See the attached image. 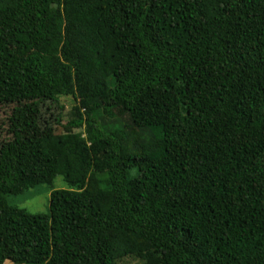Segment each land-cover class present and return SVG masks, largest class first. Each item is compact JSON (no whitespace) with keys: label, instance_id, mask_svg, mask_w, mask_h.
Here are the masks:
<instances>
[{"label":"trees","instance_id":"trees-1","mask_svg":"<svg viewBox=\"0 0 264 264\" xmlns=\"http://www.w3.org/2000/svg\"><path fill=\"white\" fill-rule=\"evenodd\" d=\"M0 108V264H264V0H0Z\"/></svg>","mask_w":264,"mask_h":264},{"label":"rangeland","instance_id":"rangeland-1","mask_svg":"<svg viewBox=\"0 0 264 264\" xmlns=\"http://www.w3.org/2000/svg\"><path fill=\"white\" fill-rule=\"evenodd\" d=\"M61 99L65 102L63 104L64 116L72 107V101L63 97ZM9 112L8 108H0V124L3 126L2 129H0V140L5 134V125H3V123ZM59 112V108L54 103L45 102L34 106L29 115L23 118L17 114L16 120L21 118V123L24 122V126L21 128H24L25 134H32V132H47V127H50L49 125L52 126L53 124L54 128L58 126V124H56V120H58L57 118ZM63 122H65V118H63L62 123ZM53 126L51 128H53ZM61 129V126H58L57 130ZM64 188H68L67 184L61 176H57L53 179L51 186L39 185L34 188L27 189L21 194L10 195L8 200L10 203L17 205L18 207H22L31 213L47 212L50 192L55 189ZM118 264H142V262L133 257H124L118 262Z\"/></svg>","mask_w":264,"mask_h":264},{"label":"crops","instance_id":"crops-1","mask_svg":"<svg viewBox=\"0 0 264 264\" xmlns=\"http://www.w3.org/2000/svg\"><path fill=\"white\" fill-rule=\"evenodd\" d=\"M7 264H11V263H7Z\"/></svg>","mask_w":264,"mask_h":264}]
</instances>
